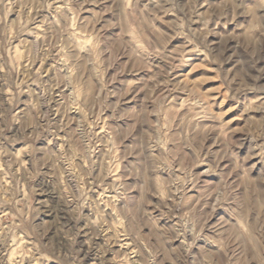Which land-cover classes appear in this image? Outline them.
<instances>
[{"label": "rangeland", "instance_id": "1", "mask_svg": "<svg viewBox=\"0 0 264 264\" xmlns=\"http://www.w3.org/2000/svg\"><path fill=\"white\" fill-rule=\"evenodd\" d=\"M0 264H264V0H0Z\"/></svg>", "mask_w": 264, "mask_h": 264}]
</instances>
